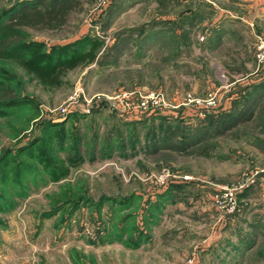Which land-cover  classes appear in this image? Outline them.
Masks as SVG:
<instances>
[{"label": "rangeland", "instance_id": "1", "mask_svg": "<svg viewBox=\"0 0 264 264\" xmlns=\"http://www.w3.org/2000/svg\"><path fill=\"white\" fill-rule=\"evenodd\" d=\"M80 1L61 29L26 30L29 39L46 49L85 35L99 44L50 78L13 70L15 93L33 104L0 117V164L20 163L0 176V264H245L236 231L244 217L264 220V208L243 206V189L230 216L224 197L264 169V106L225 136L214 137L212 123L247 86L258 93L264 0H111L104 10ZM150 94L163 105L144 116L137 105ZM74 112L89 113L65 124L66 139L84 135V153L70 143L50 152V140L29 153L47 119ZM206 113L213 120L202 125ZM136 119L151 120L139 128ZM200 123L207 137L195 150L150 152L147 134L167 145L166 130L183 139Z\"/></svg>", "mask_w": 264, "mask_h": 264}, {"label": "trees", "instance_id": "2", "mask_svg": "<svg viewBox=\"0 0 264 264\" xmlns=\"http://www.w3.org/2000/svg\"><path fill=\"white\" fill-rule=\"evenodd\" d=\"M81 5L82 2L80 0H14L11 5L0 10V117L7 116L12 108L26 105L31 106L33 104L30 98L19 97L15 93V88L13 87V84L15 83V74L13 70L15 71L16 65L23 64V67L29 72L36 73L37 75L43 76V78L48 75L50 78L52 75H58V70L66 68L67 64L71 65L76 63L82 56V52L86 47L94 48L99 44L96 39H92L89 35H85L65 44H51L50 47L46 49L44 48L43 43H37L29 39L26 30H44L53 32L61 29L67 23L68 16L72 11L82 10ZM42 48L44 49L42 50ZM254 86V89L256 90L257 86L255 84ZM247 87L239 98H237L239 100L237 105L235 103V105L230 107L229 110L227 109L226 111H223L224 113L220 115L219 120H217L216 123L213 121L214 137L225 136V134L230 133L233 129L238 127V125L246 123L252 118L251 114L254 105V98L252 96L253 90H251L249 86ZM142 113L144 116L149 115L148 112ZM88 115L89 113L74 112L63 115V120L59 122H56L54 119H47L42 125L44 136L41 138L38 137V135H34L28 139L30 147L29 153L35 150V148H38L43 154L49 140L50 152H52L51 149L53 148H58L57 152L63 151L65 143H70L71 147L68 148V151L74 153L78 152L77 154L84 153L85 151L81 149L83 146L84 135L82 132H78L75 133L74 138L71 136L66 139L65 124L75 117L85 118ZM204 116V119L201 121L202 125L208 118L213 120V118H211L212 115L209 113H206ZM158 119L162 121V129L160 128V130H165L164 126L166 120L163 117ZM150 120L151 119H136L132 120L130 123L133 124L132 126L143 128L149 124L148 122H150ZM201 123L186 136L183 135V139L182 136L179 139L176 138L173 136L175 134L174 132L170 134L168 133V130H166L165 133L168 138H172V141H174L167 143V145L159 143V135H154V132L147 134L146 139L151 138L152 143V149L150 152L155 154L158 151L169 150L174 153H181L183 150L185 151L192 147L193 150H195L196 145L205 142V138L207 137V131L200 133L201 129L199 127L201 126ZM173 125L176 126L173 123L172 125H169L168 128ZM201 128L205 131L203 127ZM47 135L48 139H46ZM52 137H57L56 141L59 143L56 147H52L51 145V139H54ZM180 147H182L183 150L180 149ZM24 148H26V146ZM47 148L49 150V146ZM42 157H44V155H42ZM67 157H69V155H67ZM47 159L56 160L51 157ZM68 160L70 162V157ZM8 162L9 163L5 166L0 164V170L3 168V171H0V176L4 174L3 172L8 165L18 166L20 164L15 161ZM39 162L45 168L46 159ZM62 172L63 171H59V169L57 172L52 171L55 175H59ZM168 194L169 191L167 190L159 196V200L161 199L163 201L166 198H169Z\"/></svg>", "mask_w": 264, "mask_h": 264}, {"label": "crops", "instance_id": "3", "mask_svg": "<svg viewBox=\"0 0 264 264\" xmlns=\"http://www.w3.org/2000/svg\"><path fill=\"white\" fill-rule=\"evenodd\" d=\"M264 9L260 11L263 13ZM261 18H264V15L260 14ZM264 21H260V24L264 26ZM261 71V76H255L257 80L254 82V84L257 86L256 91L258 93H255V98H254V105L252 108V118L248 123L255 121L256 117L258 114L261 112L260 110L264 106V68L260 70ZM232 103H229V105L226 106L224 110H229L231 107ZM247 123V122H246ZM261 125L263 126L264 123L261 122ZM242 124L238 125L235 129L232 131L240 129ZM259 175V180L258 182L255 180L253 184L247 185V187L240 193L241 194V202L243 206L246 208L249 206L253 207H259L260 209L263 210L264 205H258L259 199H256L254 197L258 196L261 192L264 194V169L258 172ZM239 194V195H240ZM260 196V195H259ZM262 195L260 197V201L263 199ZM254 210V209H253ZM255 211V213H257ZM260 219H263L260 218ZM257 222V221H256ZM235 223V222H232ZM237 223V222H236ZM241 223H243V226L241 230L236 231V236L240 238L239 240V245L235 246L237 247V251H240V259L243 263L249 262L251 259L257 261H263L264 262V251L261 250V247L264 246V220L260 221V223H255L252 218H242ZM243 229V230H242ZM240 246V247H239ZM233 256V255H232ZM235 256V255H234Z\"/></svg>", "mask_w": 264, "mask_h": 264}, {"label": "built area", "instance_id": "4", "mask_svg": "<svg viewBox=\"0 0 264 264\" xmlns=\"http://www.w3.org/2000/svg\"><path fill=\"white\" fill-rule=\"evenodd\" d=\"M94 1H97V9L101 8V10H103L108 5V3H110L111 0H94ZM257 51H258L259 63H263L264 62V41L263 40L259 41V44L257 46ZM141 100L142 101L137 105L138 109L141 112L152 113L156 109L161 107V105H163L162 103L159 102L160 100L158 99V97L155 94H150L148 96L141 97ZM143 100H145V102ZM146 100L153 101V103L147 104ZM199 116L202 117L203 115H201V113H200ZM253 183H254V181L248 180L247 184H241L240 186H237L236 188L231 187L230 189L225 191L226 194H225L224 198H226L228 201L227 215H234V214L238 213L239 206H238V201L235 199V194H238L240 191L245 189L247 187V185L253 184ZM217 195L218 194H216L215 196L217 197ZM215 198H214V200H215L214 204L215 203L219 204L220 201L217 200V198L216 199Z\"/></svg>", "mask_w": 264, "mask_h": 264}]
</instances>
